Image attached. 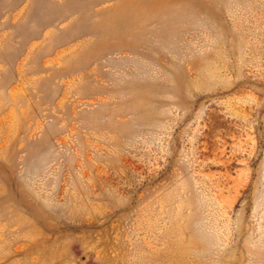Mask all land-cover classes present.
Returning a JSON list of instances; mask_svg holds the SVG:
<instances>
[{
  "label": "rangeland",
  "instance_id": "obj_1",
  "mask_svg": "<svg viewBox=\"0 0 264 264\" xmlns=\"http://www.w3.org/2000/svg\"><path fill=\"white\" fill-rule=\"evenodd\" d=\"M0 264H264V0H0Z\"/></svg>",
  "mask_w": 264,
  "mask_h": 264
}]
</instances>
